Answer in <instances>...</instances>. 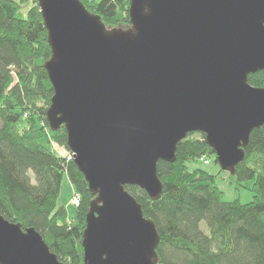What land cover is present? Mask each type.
Masks as SVG:
<instances>
[{"label": "water", "instance_id": "1", "mask_svg": "<svg viewBox=\"0 0 264 264\" xmlns=\"http://www.w3.org/2000/svg\"><path fill=\"white\" fill-rule=\"evenodd\" d=\"M54 94L47 120L64 125L73 160L95 198L84 264H164L160 235L126 189L153 200L158 162L201 132L224 171L236 173L264 126V0H131L130 26L108 28L81 0H39ZM0 264H67L34 227L0 213Z\"/></svg>", "mask_w": 264, "mask_h": 264}, {"label": "trees", "instance_id": "2", "mask_svg": "<svg viewBox=\"0 0 264 264\" xmlns=\"http://www.w3.org/2000/svg\"><path fill=\"white\" fill-rule=\"evenodd\" d=\"M81 1L108 28L130 26L131 0ZM51 52L39 0H0V213L23 229L34 227L60 260L84 264L82 239L95 196L70 156L65 126L53 130L47 120L54 89L44 63ZM249 82L264 87V70ZM176 156L158 162L159 199L126 185L156 223L160 262L264 264V126L251 133L236 173H228L230 184L252 193L249 202L227 200L218 174L200 166L202 157L217 162L204 133L181 140ZM66 175L81 198L72 218L58 204Z\"/></svg>", "mask_w": 264, "mask_h": 264}, {"label": "rangeland", "instance_id": "3", "mask_svg": "<svg viewBox=\"0 0 264 264\" xmlns=\"http://www.w3.org/2000/svg\"><path fill=\"white\" fill-rule=\"evenodd\" d=\"M100 1V0H97ZM55 142H52L53 147L55 146ZM61 153H65L63 148H59ZM201 158V165L202 167L206 168L208 171L212 173L218 174V182L221 188L225 191V198L227 200H232L235 198H240L243 202H249L252 199V193L245 187L239 186V188H236L237 184H230V176L228 171H221V167L219 163L215 161V157H208L203 159ZM191 168H193L195 165L191 163L189 165ZM80 197L77 195L76 190L73 188V186L70 184L69 179L67 175L64 177L63 183H62V189L61 194L58 200V204H64L67 207L69 218H72L77 210V206L79 205L78 201ZM206 224L203 223V227L205 228Z\"/></svg>", "mask_w": 264, "mask_h": 264}, {"label": "built area", "instance_id": "4", "mask_svg": "<svg viewBox=\"0 0 264 264\" xmlns=\"http://www.w3.org/2000/svg\"><path fill=\"white\" fill-rule=\"evenodd\" d=\"M65 154V153H64ZM66 155V154H65ZM71 156V158H73V154L72 155H70ZM69 156V157H70ZM205 158H208V157H204L203 159H205ZM77 195L80 197V195L77 193ZM80 200H81V198H79ZM80 200L78 201L79 203L78 204H80Z\"/></svg>", "mask_w": 264, "mask_h": 264}, {"label": "crops", "instance_id": "5", "mask_svg": "<svg viewBox=\"0 0 264 264\" xmlns=\"http://www.w3.org/2000/svg\"><path fill=\"white\" fill-rule=\"evenodd\" d=\"M64 180V179H63Z\"/></svg>", "mask_w": 264, "mask_h": 264}]
</instances>
